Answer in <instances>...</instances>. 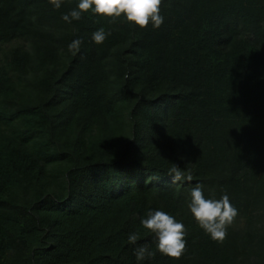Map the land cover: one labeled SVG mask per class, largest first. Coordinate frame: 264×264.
<instances>
[{"label": "trees", "instance_id": "trees-1", "mask_svg": "<svg viewBox=\"0 0 264 264\" xmlns=\"http://www.w3.org/2000/svg\"><path fill=\"white\" fill-rule=\"evenodd\" d=\"M60 3L0 0V264H264V0H162L143 29ZM195 184L238 210L222 243ZM157 210L186 229L179 259L141 225Z\"/></svg>", "mask_w": 264, "mask_h": 264}, {"label": "clouds", "instance_id": "clouds-1", "mask_svg": "<svg viewBox=\"0 0 264 264\" xmlns=\"http://www.w3.org/2000/svg\"><path fill=\"white\" fill-rule=\"evenodd\" d=\"M55 8H60V0H51ZM162 0H79L76 9L63 14L62 19L68 23L72 20L81 19V14L91 9L94 13L105 17H120L124 14L128 22H132L141 29L148 26L151 20L154 28H159L164 21L160 15ZM94 6V7H93ZM103 28L92 33V40L101 44L106 36ZM82 41L77 39L69 44V51L76 54L79 51ZM169 176L172 182L181 180H192L191 174L185 173L177 165L169 169ZM203 185L195 184L191 188V200L188 208L199 227L210 235L216 242H223L227 236V228L234 222L238 210L231 205L229 197L225 194L220 199H206L203 195ZM144 229L150 230L157 237L156 250L169 258L179 259L186 250V229L184 225L177 222L174 217L163 211H150L146 218L141 220ZM140 239L138 233H131L128 236V243L135 244ZM137 261L154 257L155 252L149 250L148 245H142L134 250Z\"/></svg>", "mask_w": 264, "mask_h": 264}]
</instances>
